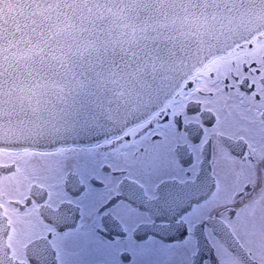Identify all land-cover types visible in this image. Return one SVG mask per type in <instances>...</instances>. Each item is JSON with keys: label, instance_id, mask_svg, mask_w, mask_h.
<instances>
[{"label": "snow or ice", "instance_id": "1", "mask_svg": "<svg viewBox=\"0 0 264 264\" xmlns=\"http://www.w3.org/2000/svg\"><path fill=\"white\" fill-rule=\"evenodd\" d=\"M0 264H264V0H0Z\"/></svg>", "mask_w": 264, "mask_h": 264}, {"label": "flooded vegetation", "instance_id": "2", "mask_svg": "<svg viewBox=\"0 0 264 264\" xmlns=\"http://www.w3.org/2000/svg\"><path fill=\"white\" fill-rule=\"evenodd\" d=\"M181 156L183 159H188V157L182 152ZM165 239H167V237H165ZM201 249H202V253L209 258V260L212 259L214 253L208 248L207 244L201 240Z\"/></svg>", "mask_w": 264, "mask_h": 264}, {"label": "water", "instance_id": "3", "mask_svg": "<svg viewBox=\"0 0 264 264\" xmlns=\"http://www.w3.org/2000/svg\"><path fill=\"white\" fill-rule=\"evenodd\" d=\"M78 143H84L87 144L89 142V138L88 137H82V138H78L77 139Z\"/></svg>", "mask_w": 264, "mask_h": 264}]
</instances>
